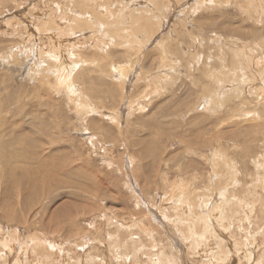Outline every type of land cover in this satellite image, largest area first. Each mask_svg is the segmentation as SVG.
<instances>
[{
  "label": "rangeland",
  "instance_id": "1",
  "mask_svg": "<svg viewBox=\"0 0 264 264\" xmlns=\"http://www.w3.org/2000/svg\"><path fill=\"white\" fill-rule=\"evenodd\" d=\"M193 1L0 0V134L37 170L33 191L0 189V264H264V107L247 86L264 87V0ZM181 180L207 219L197 243L174 219ZM132 219L147 234L125 252Z\"/></svg>",
  "mask_w": 264,
  "mask_h": 264
},
{
  "label": "bare ground",
  "instance_id": "2",
  "mask_svg": "<svg viewBox=\"0 0 264 264\" xmlns=\"http://www.w3.org/2000/svg\"><path fill=\"white\" fill-rule=\"evenodd\" d=\"M46 1V0H45ZM98 1V0H97ZM196 1H198V0H196ZM196 1H193V3L194 2H196ZM204 1V0H203ZM206 1V0H205ZM204 1V2H205ZM219 1V0H218ZM218 1H214V2H218ZM250 1V0H249ZM93 2H95V1H93ZM201 2V1H200ZM204 2H201L202 4H204ZM206 2H208V1H206ZM210 2V1H209ZM208 2V3H209ZM228 2V1H227ZM227 2H225V3H227ZM255 2V1H254ZM262 2V1H261ZM80 3V2H79ZM196 3H198V2H196ZM224 3V2H223ZM251 3V2H250ZM33 4V3H32ZM47 4H50V2L49 3H47ZM201 4V5H202ZM212 4V3H211ZM214 4V3H213ZM213 4H212V6H213ZM220 4H222V3H219V5ZM252 4V3H251ZM37 5V4H36ZM51 5V4H50ZM131 5V4H130ZM129 5V6H130ZM207 5H209V4H207ZM262 5V4H261ZM260 5V6H261ZM54 6V5H53ZM189 6V5H188ZM197 6V5H196ZM200 6V5H199ZM198 6V7H199ZM203 6V5H202ZM211 6V7H212ZM215 6V5H214ZM213 6V7H214ZM217 6V5H216ZM264 6V5H263ZM83 7H85V6H83ZM92 7V6H91ZM124 7V6H123ZM123 7H121V8H123ZM197 7V8H198ZM205 7V6H204ZM209 7V6H208ZM247 7V6H246ZM51 8V7H50ZM49 8V9H50ZM98 8V7H97ZM191 8H192V6H191ZM196 8V9H197ZM48 9V10H49ZM73 9V8H72ZM85 9V8H84ZM195 9V8H194ZM205 9V8H204ZM207 9V8H206ZM86 10V9H85ZM88 10V9H87ZM137 10V9H136ZM136 10H135V12H136ZM188 10H189V8H188ZM198 10H199V8H198ZM201 10V9H200ZM247 10V9H246ZM253 10V9H252ZM63 11V10H62ZM132 12H133V10H131ZM259 11V10H258ZM50 12V11H49ZM76 12V11H75ZM125 12V11H124ZM131 12V13H132ZM143 12V11H142ZM193 12V11H192ZM52 13V12H51ZM66 13V12H65ZM73 13V12H72ZM77 13V12H76ZM79 13V12H78ZM91 13V12H90ZM134 13V12H133ZM137 13H138V11H137ZM141 13V12H140ZM140 13H138V14H140ZM145 13V12H144ZM147 13V12H146ZM194 13V12H193ZM192 13V14H193ZM19 14V13H18ZM23 14V13H22ZM103 14V13H102ZM109 14H110V12H109ZM119 14V13H118ZM143 14V13H142ZM67 15V14H66ZM77 15V14H76ZM75 15V16H76ZM82 15V14H81ZM130 15V14H129ZM135 15V14H134ZM144 15V14H143ZM146 15V14H145ZM149 15V14H148ZM87 16V15H86ZM119 16V15H118ZM123 16H124V13H123ZM127 16V15H126ZM132 16V15H131ZM159 16V15H158ZM251 16V15H250ZM68 17V16H67ZM78 17H79V15H78ZM133 17V16H132ZM136 17V16H135ZM138 17H139V15H138ZM201 17V16H200ZM39 18V17H38ZM83 19H84V17H82ZM140 18H142V17H140ZM41 19V18H40ZM39 19V20H40ZM48 19V18H47ZM67 19V18H66ZM73 19H75V18H73ZM77 19V18H76ZM79 19V18H78ZM89 19V18H88ZM94 19V18H93ZM100 19V18H99ZM149 19V18H148ZM38 20V21H39ZM48 20H51V19H48ZM85 20V19H84ZM87 20V19H86ZM128 20V19H127ZM156 20V19H155ZM54 21V20H53ZM90 21V20H89ZM93 21V20H92ZM128 21H130V20H128ZM151 21V20H150ZM52 22V21H51ZM91 22V21H90ZM97 22V21H96ZM95 22V23H96ZM157 22V21H156ZM38 23V22H37ZM48 23V22H47ZM56 23V22H55ZM98 23V22H97ZM30 24V23H29ZM43 24H44V22H43ZM68 24V23H67ZM74 24H76V23H74ZM94 24V23H93ZM92 24V25H93ZM132 24V23H131ZM141 24H142V22H141ZM141 24H140V26H141ZM148 24V23H147ZM31 25V24H30ZM70 25V24H69ZM77 25V24H76ZM87 25H90V24H87ZM137 25V24H136ZM142 25H145V23L144 24H142ZM60 27V26H59ZM92 27V26H91ZM143 27V26H142ZM145 27H147V25L145 26ZM145 27H143L145 30H146V28ZM157 27V26H156ZM159 27H160V25H159ZM64 28V27H63ZM93 28V27H92ZM118 28H120V27H118ZM148 28H149V26H148ZM37 29H39V30H41V28H37ZM36 29V30H37ZM45 29V28H44ZM54 29H55V27H54ZM71 29V28H70ZM43 30V29H42ZM48 30V29H47ZM139 30V29H138ZM43 31H45V30H43ZM56 31V30H55ZM125 31V30H124ZM127 31V30H126ZM46 32V31H45ZM54 32V31H53ZM131 32V31H130ZM133 33H134V31H132ZM55 33V32H54ZM72 33V32H71ZM124 33V32H123ZM47 34H49V32H47ZM56 34V33H55ZM40 35V34H39ZM45 35V34H44ZM52 36H53V34H51ZM68 35V34H67ZM31 36V35H30ZM48 36V35H47ZM50 36V35H49ZM70 36V35H69ZM118 36V35H117ZM51 38V37H50ZM61 38V37H60ZM60 38H59V40H60ZM87 39V38H86ZM167 39V38H166ZM148 40H149V38H148ZM152 40V39H151ZM262 40H263V38H262ZM53 41V40H52ZM57 41H58V39H57ZM74 41V40H73ZM102 41V40H101ZM105 41V40H104ZM162 41V40H161ZM190 41V40H189ZM194 41V40H193ZM192 41V42H193ZM55 42V41H54ZM61 42V41H60ZM103 43V42H102ZM133 43V42H132ZM34 44V43H33ZM57 44V43H56ZM62 44V43H61ZM61 44H58V45H61ZM160 44V43H159ZM161 44H162V42H161ZM84 45V44H83ZM145 45V44H144ZM54 46H56V45H54ZM99 46V45H98ZM162 46V45H161ZM165 46V45H164ZM244 46V45H243ZM250 46V45H249ZM24 47V46H23ZM244 47H246V46H244ZM76 48V47H75ZM135 48V47H134ZM170 48V47H169ZM251 48H254V47H251ZM56 49V48H55ZM243 49V48H242ZM245 49V48H244ZM247 49V48H246ZM249 49V48H248ZM160 50H162V49H160ZM166 50H168L167 48H166ZM172 50V49H171ZM250 50V49H249ZM77 51V50H76ZM228 51V50H227ZM231 51V50H230ZM31 52V51H30ZM81 52V51H80ZM229 52V51H228ZM43 53V52H42ZM50 53V52H49ZM48 53V54H49ZM58 53V52H57ZM57 53H55L56 55H57ZM66 53V52H65ZM64 53V54H65ZM104 53V52H103ZM166 53V52H165ZM226 53V52H225ZM229 53H231V52H229ZM242 53H243V51H242ZM254 53V52H253ZM84 54V53H83ZM162 54V53H161ZM249 54V53H248ZM42 55V54H41ZM40 55V56H41ZM50 55V54H49ZM56 55H54V57L56 56ZM66 55H68V53H66ZM27 56H29V55H27ZM36 56H37V54H36ZM69 56V55H68ZM164 56V55H163ZM182 56H183V54H182ZM245 56V55H244ZM49 57V56H48ZM62 57V56H61ZM63 57H65V56H63ZM67 57V56H66ZM74 57V56H73ZM47 58V57H46ZM45 58V59H46ZM58 58H59V56H58ZM228 58V57H227ZM225 59V58H224ZM234 59V58H233ZM251 59H252V57H251ZM62 60H63V58H62ZM39 61V60H38ZM67 61V60H66ZM221 61V60H220ZM224 61V60H223ZM46 62H47V60H46ZM68 62V61H67ZM86 62H88V61H86ZM37 63V62H36ZM78 63V62H77ZM240 63V62H239ZM242 63V62H241ZM240 63V64H241ZM243 63H245V62H243ZM39 64V63H38ZM40 64H41V62H40ZM62 64V63H61ZM68 64V63H67ZM79 64H80V62H79ZM82 64V63H81ZM80 64V65H81ZM234 64V63H233ZM251 64H253V63H251ZM82 65H84V64H82ZM91 65V64H90ZM163 65V64H162ZM224 65V64H223ZM236 65V64H235ZM237 65H238V63H237ZM40 66V65H39ZM55 66H57V65H55ZM61 66V65H60ZM64 66V65H63ZM230 66V65H229ZM244 67H245V65H243ZM34 67V66H33ZM67 67H69V66H67ZM83 67V66H82ZM43 68V67H42ZM59 68V67H58ZM57 68V69H58ZM71 68V67H70ZM87 68V67H86ZM160 68V67H159ZM169 68V67H168ZM171 68V67H170ZM29 69V68H28ZM34 69V68H33ZM47 69V68H46ZM56 69V68H55ZM67 69V68H66ZM245 69V68H244ZM243 69V70H244ZM246 69H247V67H246ZM245 69V70H246ZM54 70V69H53ZM114 70V69H113ZM248 70H249V68H248ZM55 71V70H54ZM63 71V70H62ZM118 71V70H117ZM217 71V70H216ZM231 71V70H230ZM237 71V70H236ZM249 71H251V70H249ZM259 71V70H258ZM87 72V71H86ZM171 72V71H170ZM41 73V72H40ZM51 73V72H50ZM73 73V72H72ZM79 73V72H78ZM162 73H164V72H162ZM217 73V72H216ZM216 73H214V74H216ZM225 73H226V71H225ZM240 73V72H239ZM246 73V72H245ZM244 73V74H245ZM253 73V72H252ZM35 74V73H34ZM47 74V73H46ZM172 74V73H171ZM243 74V73H242ZM30 75V74H29ZM51 75V74H50ZM64 75H66L65 73L63 74V76ZM156 75V74H155ZM159 75V74H158ZM158 75H157V77H158ZM165 75V74H164ZM233 75H234V79H233V81L235 80V76H238V74L236 75V73L234 74V72H233ZM154 76V75H153ZM216 76V75H215ZM226 76H228L227 75V73H226ZM253 76V75H252ZM49 77V76H48ZM76 77V76H75ZM81 77V76H80ZM230 77V76H229ZM243 77V76H242ZM247 77V76H246ZM249 77V76H248ZM254 77V76H253ZM71 78V77H70ZM78 78V77H77ZM225 78H227V77H225ZM231 78V77H230ZM237 78V77H236ZM47 79V78H46ZM61 79H62V77H61ZM68 78H66L65 80H67ZM154 79V78H153ZM158 79V78H157ZM165 79H166V77H165ZM222 79V78H221ZM220 79V80H221ZM262 79V78H261ZM260 79V80H261ZM64 80V81H65ZM70 80V79H69ZM152 80V79H151ZM155 80H156V77H155ZM237 80H238V78H237ZM241 80V79H240ZM74 80H72V82H73ZM150 81V80H149ZM152 81H154V80H152ZM226 82L225 83H227V80H225ZM70 82V81H69ZM71 82V83H72ZM133 83L135 82V81H132ZM136 82H137V84H138V82H139V80L137 81L136 80ZM135 82V83H136ZM151 82V81H150ZM222 82V81H221ZM223 82H224V80H223ZM236 82V81H235ZM48 83V82H47ZM62 82H60V84H61ZM66 83H68V82H66ZM65 83V85H67ZM217 83V82H216ZM215 83V84H216ZM230 83V82H229ZM234 82H232V84H233ZM238 83V82H237ZM253 83H255L254 81H252V83L251 84H249V85H247V86H250V88H251V90L252 91H254V93H255V95H256V97L257 98H260V100H261V105H263V106H261V107H264V87H261V85H260V87H257V86H255V85H253ZM260 83V82H259ZM136 84V85H137ZM151 84H152V82H151ZM169 84V83H168ZM220 84V83H219ZM231 84V83H230ZM236 84V83H235ZM246 84V83H245ZM135 85V86H136ZM155 87H156V85H155V83L153 84ZM225 85V84H224ZM45 86V85H44ZM60 86H62V85H60ZM153 86V87H154ZM222 86V85H221ZM235 86V85H234ZM67 87H68V85H67ZM73 87V86H72ZM148 87V86H147ZM150 87V86H149ZM152 87V86H151ZM154 87V88H155ZM215 87V86H214ZM225 87V86H224ZM227 87V86H226ZM238 88V89H235V91L236 90H241L240 89V87H238V85L237 86H235L234 88ZM245 87V86H244ZM243 86H241V88H244ZM45 88V87H44ZM64 88H66V87H64ZM212 88V87H211ZM233 88V87H232ZM159 89V88H158ZM215 89V88H214ZM218 89V88H217ZM216 89V90H217ZM221 89V88H220ZM66 90V89H65ZM205 90V89H204ZM215 90V91H216ZM232 90V89H231ZM67 91V90H66ZM70 91V90H69ZM77 91V90H76ZM157 91V90H156ZM226 91V90H225ZM244 91H245V88H244ZM243 91V92H244ZM158 92V91H157ZM232 92V91H231ZM74 93V92H73ZM150 93V92H149ZM153 93V92H152ZM156 93V92H155ZM216 93V92H215ZM226 93V92H225ZM230 93V92H229ZM241 92H239V93H237L238 95L240 94ZM71 94V93H70ZM211 94V93H210ZM224 94V93H223ZM223 94H221V95H223ZM234 94H236V93H234V91H233V95ZM64 95H65V93H64ZM69 95V94H68ZM212 95V94H211ZM226 95H227V93H226ZM229 95V94H228ZM231 95H232V93H231ZM77 96V95H76ZM204 96V95H203ZM202 96V97H203ZM65 97V96H64ZM72 96H70V98H71ZM81 97V96H80ZM232 97V96H231ZM234 97H237V95L235 96L234 95ZM233 97V98H234ZM243 97V96H242ZM73 98V97H72ZM83 98V97H82ZM88 98V97H87ZM204 98H206L205 96H204ZM216 98V97H215ZM222 98V97H221ZM76 99H78V98H76ZM86 99V98H85ZM244 99L247 101V102H249V100H247L245 97H244ZM217 100H219V97H218V99ZM222 100V99H221ZM230 100V99H229ZM235 100V99H234ZM232 101V100H231ZM237 101H239V100H237ZM244 101V100H243ZM71 102V101H70ZM209 103L210 101L208 100V101H206V103ZM213 102V101H212ZM218 102V101H217ZM228 102V101H227ZM240 102V101H239ZM211 103V102H210ZM233 103V102H232ZM245 103V102H244ZM214 104V103H213ZM202 105V104H201ZM204 105V104H203ZM208 105V104H207ZM243 105H245L246 106V103L245 104H243ZM215 106H216V104H215ZM217 106H219L218 104H217ZM217 106L215 107L216 109H217ZM228 106V105H227ZM259 106H260V104H259ZM220 107H222V106H220ZM239 107H241V105L239 106ZM21 108V107H20ZM206 108H208V107H206ZM210 108H211V106H210ZM210 108H208V109H210ZM211 109H213V108H211ZM210 109V110H211ZM221 109V108H220ZM77 110V109H76ZM80 111V110H79ZM213 111H214V109H213ZM212 111V112H213ZM218 111V110H217ZM86 112H87V110H86ZM209 112V111H208ZM85 113V112H84ZM211 113V112H210ZM252 113V112H251ZM91 114V113H90ZM101 114V113H100ZM106 114V113H105ZM116 114V113H115ZM86 115V114H85ZM259 115V114H258ZM110 116V115H109ZM108 116V117H109ZM115 116V115H114ZM242 116V115H241ZM257 116V115H256ZM100 117V116H99ZM111 120V119H110ZM4 121V120H3ZM115 121V120H114ZM253 123V122H252ZM10 125V124H9ZM4 126H5V124H4ZM249 129H251L250 127H249ZM1 131H3L2 129H1ZM1 133V132H0ZM245 133V132H244ZM2 134V133H1ZM0 134V189H2L3 191H6V190H9V189H11V187L13 188V189H18V188H20L21 186H28L29 184H28V182H30V178H29V175H31V176H36V173H37V170H36V173H34V172H32V168H34V166L31 164V159H32V157H33V154L34 153H32V152H30L29 150H27V152L26 153H20V154H18V151L16 152L15 151V148H13V146L15 145V141L14 142H7V144H6V142H3V140H2V135ZM247 134V133H246ZM245 138V137H244ZM19 141V140H18ZM20 142V141H19ZM18 146V145H17ZM34 150V149H33ZM36 151V150H35ZM217 153H219V152H217ZM224 153V152H223ZM222 153V154H223ZM216 154V153H215ZM221 154V153H220ZM36 156V155H35ZM213 156V155H212ZM216 156V155H215ZM259 156V155H258ZM219 157H220V155H219ZM221 157H222V155H221ZM223 157H225V155L223 156ZM42 158V157H41ZM34 159H35V157H34ZM36 159H38V158H36ZM221 159V158H220ZM225 159V158H224ZM261 159V158H260ZM216 160V159H215ZM264 160V159H263ZM225 163H226V159L225 160H223ZM252 161V160H251ZM256 161V160H255ZM26 162H28V163H26ZM36 162V161H35ZM39 162V161H38ZM213 162H214V160H213ZM26 164V166H25V168H23L21 165L22 164ZM222 163V162H221ZM224 163V164H225ZM21 164V165H20ZM223 164V163H222ZM255 164V163H254ZM218 165H220L219 164V162H214V163H212V168H213V170L214 169H216L217 170V168H218ZM225 165H227V164H225ZM258 165V164H257ZM222 166V165H221ZM224 166V165H223ZM222 166V167H223ZM230 167H232V165L230 164L229 165ZM255 166V165H254ZM260 167V166H259ZM37 168V167H36ZM43 168H44V166H43ZM48 168H49V166H48ZM227 167L226 166H224V169H226ZM243 168V167H242ZM39 169H41L40 167H39ZM45 169H46V167H45ZM223 169V168H222ZM236 169V168H235ZM261 169H262V167H261ZM220 170V169H219ZM231 171V170H230ZM254 170H252V172H253ZM261 171V170H260ZM260 171L258 172H256V173H259L260 174ZM264 171V170H263ZM218 173V172H217ZM231 174H233V173H231ZM253 174V173H252ZM227 175V174H226ZM225 176V175H224ZM199 177V176H198ZM219 177V176H218ZM229 177V176H228ZM57 178H58V176H57ZM213 178V177H212ZM221 178V177H220ZM235 178H237V177H235ZM243 178V177H242ZM254 178V177H253ZM47 179V178H46ZM218 179V178H217ZM224 179H226V178H224ZM49 180L51 181L52 180V177H49ZM251 180H252V178H251ZM260 178H259V183H260ZM55 181V180H54ZM53 181V182H54ZM165 181H168V180H166L165 179ZM202 181V180H201ZM215 181V180H214ZM231 181V180H230ZM229 181V182H230ZM234 181V180H233ZM237 181V180H236ZM253 181V180H252ZM256 181V180H255ZM263 181V180H262ZM185 181H183V180H181L179 183H175V185L177 186V189H178V191H177V197H179V198H181L182 200H181V202H182V204L181 205H179L178 206V208H176V211H175V216H177V217H174V219H178V221H180V224H182V223H184V222H186L187 223V225H188V229H186L185 231L188 233V234H190L191 232H192V235L190 236V239L192 238V240L195 242V243H197L198 242V240H202L203 238H205L204 237V235H205V233H207L208 231H209V229H208V224H207V219L205 218V217H203L201 214H200V211H199V206H200V204H199V202H198V197H197V192H190L191 190H189L188 188H189V186L188 185H186V182L184 183ZM219 182H222L221 180H219ZM235 182V181H234ZM161 183H163V181L161 182ZM166 183V182H165ZM173 183V182H172ZM226 183H228V182H226ZM217 184V183H216ZM254 184V183H253ZM256 184V183H255ZM261 184L263 185L264 183H262L261 182ZM163 185H164V183H163ZM166 185V184H165ZM165 185H164V188H165ZM205 185V184H204ZM207 185L208 186H212V188H213V183H211L210 182V180H207ZM261 185V186H262ZM133 185H131V187H132ZM183 186H185V188H181V187H183ZM191 186V185H190ZM206 186V185H205ZM207 186V187H208ZM224 186V185H223ZM29 187H30V185L28 186V189H29ZM170 187H172V186H170ZM170 187H168V188H170ZM199 187V186H198ZM203 187V186H202ZM256 187V186H255ZM8 188V189H7ZM22 188V187H21ZM31 189L30 190H32V186L30 187ZM167 188V187H166ZM191 188H193V187H191ZM209 189H211V187H208ZM207 188V189H208ZM238 188V187H237ZM253 188V187H252ZM264 188V187H263ZM206 189V188H205ZM229 189V188H228ZM232 189H234V188H232ZM244 189V188H243ZM259 189V188H258ZM261 189H262V187H261ZM173 190V189H172ZM195 190V189H194ZM197 190V189H196ZM213 190H214V188H213ZM223 190V189H222ZM231 190V189H230ZM237 190V189H236ZM235 190V191H236ZM33 191V190H32ZM193 191V190H192ZM212 191V190H211ZM216 191V190H215ZM214 191V192H215ZM246 191V190H245ZM245 191H243L244 193H246ZM40 192V191H39ZM165 192V191H164ZM205 192V191H204ZM220 192V191H219ZM229 192V191H228ZM242 192V191H241ZM166 193V192H165ZM200 193V192H199ZM202 194V193H201ZM213 194V193H212ZM212 194H209V195H212ZM222 194V193H221ZM242 194V193H241ZM203 195H204V193H203ZM29 196V195H28ZM215 196V195H214ZM232 196V195H231ZM242 196V195H241ZM257 197V196H256ZM175 198V197H174ZM200 198H201V196H200ZM177 199V198H176ZM207 199V198H206ZM205 199V200H206ZM213 199V198H212ZM255 199V198H254ZM200 200V199H199ZM257 200V199H256ZM31 201V200H30ZM212 201V200H211ZM215 201V200H214ZM229 201V200H228ZM249 201H251V200H249ZM263 201H264V198H263ZM218 202V201H217ZM254 202H257V201H254ZM144 203V202H143ZM241 203V202H240ZM244 203V202H243ZM245 203H248V202H246V200H245ZM188 206H187V205ZM209 204V203H208ZM204 205V204H203ZM221 205H222V203H221ZM226 205H227V203H226ZM229 205V204H228ZM249 205L252 207V204H251V202H249ZM264 205V204H263ZM223 206V205H222ZM231 206V205H230ZM262 206V205H261ZM201 207V206H200ZM224 207V206H223ZM226 207V206H225ZM245 207V206H244ZM4 208V205H3V203L0 201V210H2ZM239 208V207H238ZM172 209V208H171ZM240 209H241V207H240ZM260 209V208H259ZM264 209V208H263ZM204 210V209H203ZM225 210H226V208H225ZM229 210V209H228ZM241 210H243V209H241ZM21 211V210H20ZM209 211V210H208ZM224 211V210H223ZM232 211V210H231ZM231 211H230V213H231ZM251 212H253L254 210H250ZM1 212V211H0ZM11 212V211H10ZM22 212V211H21ZM20 212V213H21ZM78 212V211H77ZM225 212V211H224ZM236 213H237V211H235ZM242 212V211H241ZM206 213V212H205ZM215 213H216V211H215ZM223 213V212H222ZM245 213V212H244ZM243 213V214H244ZM210 214V213H209ZM225 214H227V213H225ZM238 214L239 213H237V214H235V215H237L238 216ZM249 214V213H248ZM1 215V214H0ZM7 215L8 214H6L5 216H6V218H7ZM222 215V214H221ZM250 215V214H249ZM5 216H4V218H5ZM148 216V215H147ZM207 216V215H206ZM236 216V217H237ZM251 216V215H250ZM151 217V216H150ZM149 217V218H150ZM173 217V216H172ZM211 217V216H210ZM214 217V216H213ZM218 217V216H217ZM239 217V216H238ZM242 217H243V215H242ZM244 217H245V214H244ZM9 218H11V217H9ZM209 218V217H208ZM215 218H216V216H215ZM220 218V217H219ZM225 218H227V217H225ZM240 218H241V216H240ZM148 219V218H147ZM211 219V218H210ZM222 219L224 220V215H223V217H222ZM229 219V218H228ZM250 219V218H249ZM7 221H9V219H6ZM130 220V219H129ZM216 220V219H215ZM219 220V219H218ZM226 220V219H225ZM224 220V221H225ZM244 220V219H243ZM242 220V221H243ZM107 221V220H106ZM131 221V220H130ZM154 221V220H153ZM221 221V220H220ZM230 221H231V218H230ZM230 221H228L229 223H230ZM234 221V220H233ZM22 222V221H21ZM24 222V221H23ZM114 222V221H113ZM121 222V221H120ZM218 222V221H217ZM217 222H215L216 224H217ZM236 222V221H235ZM141 223V222H140ZM144 223V222H143ZM209 223V222H208ZM221 223V222H220ZM219 223V224H220ZM224 223V222H223ZM19 224V223H18ZM23 224V223H22ZM25 224V223H24ZM115 224L117 225V226H115V228H116V231H118V230H120V232H121V230H125L124 229V225H129V224H123V223H116L115 222ZM148 224V223H147ZM152 224V223H151ZM226 224V223H225ZM231 224H233L232 222H231ZM239 224H240V222H239ZM21 225V224H20ZM155 225V224H154ZM189 225H191V227L189 226ZM222 225V224H221ZM227 225V224H226ZM226 225H224V226H226ZM236 225V224H235ZM1 226V225H0ZM75 226H77V225H75ZM109 226V225H108ZM215 226H217V225H215ZM223 226V227H224ZM234 226V225H233ZM2 227V226H1ZM140 227V226H139ZM210 227V226H209ZM219 227L220 228H222L220 225H219ZM235 227V226H234ZM126 231L123 233V235L121 236V235H119L120 237H119V241H124L125 242V244L123 245L122 244V248H124L125 249V252H130L131 250H133V248H134V244H129V240L131 239L129 236H131L133 233H130L129 231L130 230H133V228H137L138 229V231H140L141 230V234H147V231H145V230H143L142 228L141 229H139L138 227H137V224H136V222L135 221H133V219H132V222H131V224L129 225V226H126ZM191 228V229H190ZM213 228V227H212ZM225 228V227H224ZM229 228V227H228ZM231 228V227H230ZM238 228V227H237ZM52 229V228H51ZM163 229V228H162ZM194 230H197V231H194ZM213 230V229H212ZM224 230V229H223ZM72 235H70L69 236V239H72V238H74V237H76V238H78L79 239V237H78V234H79V232H78V228H73L72 230ZM74 231V232H73ZM128 231V232H127ZM134 231V230H133ZM154 231V230H153ZM230 231V230H229ZM18 232V231H17ZM127 232V233H126ZM215 232V231H214ZM7 233V232H6ZM98 233V232H97ZM185 233V232H184ZM187 233H185L187 236H188V234ZM211 233H212V231H211ZM218 233V232H217ZM229 233V232H228ZM248 233H249V231H248ZM44 234V233H43ZM214 234V233H213ZM219 234V233H218ZM11 235H14V234H11ZM165 235V234H164ZM169 235V234H168ZM217 235V234H216ZM222 235V234H221ZM173 236V235H172ZM220 236V235H219ZM36 237V236H35ZM105 237V236H104ZM113 237V236H112ZM217 237V236H216ZM10 238V237H9ZM118 238V237H117ZM171 238V237H170ZM173 238V237H172ZM188 238V237H187ZM214 238V237H213ZM15 239V238H14ZM29 239V238H28ZM42 239V238H41ZM77 239V240H78ZM81 239V238H80ZM114 239H115V236H114ZM12 240V239H11ZM11 240H10V242H11ZM74 242H75V240L74 239H72ZM106 240V239H105ZM141 240V239H140ZM143 240V239H142ZM175 240V239H174ZM178 240V239H177ZM219 240H220V238H219ZM228 240V239H227ZM1 241V240H0ZM4 241V240H3ZM6 241V240H5ZM67 241V240H66ZM113 240H112V238H111V242H112ZM132 241V240H131ZM173 241V240H172ZM200 241H199V243L198 244H200ZM2 242V241H1ZM7 242H8V240H7ZM9 242V243H10ZM110 242V243H111ZM151 242V241H150ZM180 242V241H179ZM4 243V242H3ZM73 243V242H72ZM115 243V242H114ZM113 243V244H114ZM168 243V242H167ZM77 244V243H76ZM155 244V243H154ZM79 245H81V243H78L76 246H79ZM194 245V244H193ZM197 245V244H196ZM202 245V244H201ZM204 245H205V242H204ZM204 245H202V246H204ZM247 245V244H246ZM2 246V245H1ZM5 246V245H4ZM48 246V245H47ZM50 246V245H49ZM75 246V247H76ZM113 246V245H112ZM162 246V245H161ZM172 246V245H171ZM13 247V246H12ZM41 247V246H40ZM46 247V246H45ZM54 247H56V246H54ZM80 247V246H79ZM78 247V248H79ZM82 247H84V246H82ZM136 247V246H135ZM219 247V246H218ZM240 247V246H239ZM109 248H110V246H109ZM153 248V247H152ZM5 249H6V246H5ZM16 249V248H15ZM48 249V248H47ZM46 249V250H47ZM77 249V248H76ZM112 249V248H111ZM114 249V248H113ZM178 249V248H177ZM241 249H243V248H241ZM42 250V249H41ZM45 250V251H46ZM53 250H54V248H53ZM74 250H75V248H74ZM73 250V251H74ZM106 250V249H105ZM115 250V249H114ZM148 250V249H147ZM29 251V250H28ZM40 251V250H39ZM112 251V250H111ZM182 251V250H181ZM217 251V250H216ZM228 251H229V249H228ZM243 251V250H242ZM246 251V250H245ZM9 252V251H8ZM48 252H50V251H48ZM61 252V251H60ZM113 252V251H112ZM120 252V251H119ZM140 252V251H139ZM221 252V251H220ZM4 253V252H3ZM53 253H54V251H53ZM62 253V252H61ZM64 253H66V252H64ZM226 253V252H225ZM251 253V252H250ZM255 253V252H254ZM1 254V253H0ZM10 254V253H9ZM8 254V255H9ZM54 254H56V253H54ZM88 254V253H87ZM118 254V253H117ZM173 254V253H172ZM182 254V253H181ZM242 254V253H241ZM5 255V254H4ZM7 255V254H6ZM21 255V254H20ZM22 255H23V253H22ZM43 255V254H42ZM52 255V254H51ZM174 255V254H173ZM228 255H231V254H228ZM67 256H68V254H67ZM183 256V255H182ZM57 257V256H56ZM63 257V256H62ZM156 257V256H155ZM176 257V256H175ZM216 257V259L218 260V261H221V262H224V260H225V257L226 256H224L223 254H222V252L219 254V255H216L215 256ZM228 257H230V256H227V258ZM242 257V256H241ZM4 258V257H3ZM2 258V259H3ZM10 258V257H9ZM42 258V257H41ZM17 259H18V257H17ZM31 259V258H30ZM39 259V258H38ZM43 259V258H42ZM52 259V258H51ZM82 259V258H81ZM85 259H87V258H85ZM230 259V258H229ZM6 260H7V258H6ZM6 260H4V261H6ZM19 260V259H18ZM228 260V259H227ZM244 260V259H243ZM37 261V260H36ZM69 261V260H68ZM76 261V260H75ZM83 261V260H82ZM257 261V260H256ZM264 261V260H263ZM44 262V261H43ZM210 262V261H209ZM5 263V262H4ZM8 263V262H7ZM27 263V262H26ZM41 263V262H40ZM44 263H46V262H44ZM59 263V262H58ZM83 263V262H82ZM165 264H167L166 262H164ZM187 263V262H186ZM230 263V262H229ZM16 264H18V263H16ZM22 264V263H21ZM38 264H39V262H38ZM48 264H51V263H48ZM55 264V263H54ZM63 264V263H62ZM68 264V263H67ZM92 264V263H91ZM101 264V263H100ZM102 264H103V262H102ZM213 264V263H212ZM224 264V263H223ZM245 264H247V263H245Z\"/></svg>",
  "mask_w": 264,
  "mask_h": 264
}]
</instances>
